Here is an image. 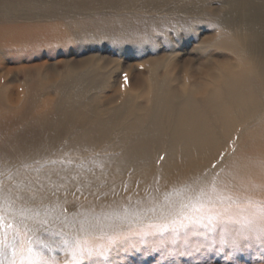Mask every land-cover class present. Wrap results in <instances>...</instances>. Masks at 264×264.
Segmentation results:
<instances>
[{"label":"bare ground","instance_id":"6f19581e","mask_svg":"<svg viewBox=\"0 0 264 264\" xmlns=\"http://www.w3.org/2000/svg\"><path fill=\"white\" fill-rule=\"evenodd\" d=\"M157 9L164 15H156ZM202 24L216 28L197 49L208 67L201 82L181 90L170 77L159 79L153 68L145 101L125 91L120 107L104 111L99 97L85 91V85L99 84L97 68L72 74L61 86L63 97L53 103L40 104L38 96L47 90L43 83L35 84L21 105L0 88V157L6 158L0 171L7 173L0 181L15 195L43 196L41 207L63 210L71 219L112 205L159 204L165 194L183 199L193 177L218 173L223 179L227 172L244 171L251 178L264 172V0H0V51L34 36L58 43L65 34L96 32L135 49L170 31L179 41L183 33L195 36ZM188 26L195 32L185 31ZM160 60L165 59L155 61ZM14 205L22 207L19 201ZM88 243L99 247L104 241ZM157 255L140 247L116 258L130 256L134 264ZM258 255L240 256L239 264H257ZM179 257L178 264H193L179 255L167 261ZM200 259L224 264L215 252Z\"/></svg>","mask_w":264,"mask_h":264},{"label":"snow or ice","instance_id":"6c2138e0","mask_svg":"<svg viewBox=\"0 0 264 264\" xmlns=\"http://www.w3.org/2000/svg\"><path fill=\"white\" fill-rule=\"evenodd\" d=\"M218 175L193 177L180 200L165 194L159 204L112 205L71 219L63 210L41 207L43 196L15 195L0 181V264H59L60 257L64 264H121V252L140 247L159 254L162 264L177 255L203 264L205 252L223 256L224 264L258 252L257 264H264V175ZM15 201L22 205L18 210ZM90 238L104 243L92 246Z\"/></svg>","mask_w":264,"mask_h":264},{"label":"rangeland","instance_id":"374dc122","mask_svg":"<svg viewBox=\"0 0 264 264\" xmlns=\"http://www.w3.org/2000/svg\"><path fill=\"white\" fill-rule=\"evenodd\" d=\"M209 3H212L213 7L218 6L216 1H209ZM104 11L110 12L109 9ZM156 15L164 14L161 9H157ZM170 18L173 17L170 16ZM199 27L202 29L200 30ZM199 27L197 32L192 31V27L191 31H188L190 34L195 32V36L186 37L183 33L179 41L177 35L170 31L169 37H155L152 41L151 38L146 39L147 42L143 43L144 45L135 49L123 48L121 44H118V39L105 36L100 32L83 36L65 34L58 43H48V41L43 43L35 36L7 43L2 45L0 51V63H5L3 69L1 68L3 64L0 66V88H7V96L10 95L9 92L12 93L15 104L21 105L26 98L30 97L33 86L43 83L47 90L38 96L39 102L40 104L53 103L63 97L64 92L61 86L73 78L72 74L79 75L97 68L101 74L99 84L92 88L85 85V91L88 97H99L104 111L120 107L125 91L133 97L142 96L138 99L145 101L144 99L151 94L153 68H157L159 79L170 77L175 81V88L181 90L201 82L203 73L208 67L207 60L201 58L202 52L197 49L202 38L210 36L216 28L203 24ZM168 38L170 41L167 40ZM157 59L165 60L155 61ZM41 62L44 65L39 70L22 71L20 68ZM10 68L14 70L9 72ZM257 146L259 145L254 147ZM262 152L264 156V150ZM261 168L264 170V164ZM261 175H264V172L259 171L255 176L259 179ZM132 258L124 256L116 259L120 260L121 264H132ZM158 258L161 257L158 255L149 257L147 261H135L134 264H162V260ZM179 261H181L180 257L177 260L166 261L165 264H178ZM61 264H64L63 259Z\"/></svg>","mask_w":264,"mask_h":264}]
</instances>
